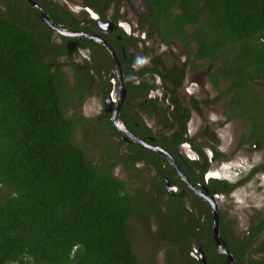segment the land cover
I'll list each match as a JSON object with an SVG mask.
<instances>
[{
    "label": "trees",
    "instance_id": "16d2710c",
    "mask_svg": "<svg viewBox=\"0 0 264 264\" xmlns=\"http://www.w3.org/2000/svg\"><path fill=\"white\" fill-rule=\"evenodd\" d=\"M19 1L0 0L6 6L0 10V264H146L138 260L126 230L134 208L147 203L149 194L143 187L149 181L142 180L139 191L129 194L114 168L123 163L131 178V162L145 159L163 173V159L135 143L127 145V157L108 147L96 154V161L87 156L81 148L83 139L73 137L83 121L66 116L63 109L70 97L89 89L91 71L100 78L103 70L113 67L109 56L103 46L86 38L61 36L55 41L34 9L27 6L21 18ZM36 1L54 24L67 30L91 32L97 27L86 16L66 21L56 4ZM82 1L106 20L111 4L118 0ZM145 3L148 13L143 23L163 36L183 38L185 26L193 25L190 35L198 41L200 54H213L222 46L225 51L226 43L238 44L240 59L253 60L258 72L264 73V0ZM110 16L113 22L118 17ZM77 46L90 48V62L73 60ZM60 57L67 61L71 80L59 65ZM126 76L125 84L130 85L128 72ZM135 133L144 138L139 130ZM82 135L85 140L89 137L85 129ZM173 199L180 197L170 196ZM149 212L159 219L163 237L176 243L182 262L200 264L184 253L182 242L187 245L183 238L188 231L179 220L182 212L169 220L165 214ZM262 214L258 227L264 223ZM204 249L212 252L210 239Z\"/></svg>",
    "mask_w": 264,
    "mask_h": 264
},
{
    "label": "flooded vegetation",
    "instance_id": "af4514ba",
    "mask_svg": "<svg viewBox=\"0 0 264 264\" xmlns=\"http://www.w3.org/2000/svg\"><path fill=\"white\" fill-rule=\"evenodd\" d=\"M32 1L46 12L51 21L50 13L36 0ZM77 1L80 9L75 15L64 4L56 0H46L47 3L56 4L55 10L62 12L66 21L69 19L72 22L79 21L84 16L96 21L97 27L91 28V32L74 31L99 35L112 47L114 55L102 42L85 36L72 37L86 38L103 46L113 66L107 71L103 70L100 78L91 71L89 89L82 95H77L80 98L84 94H90L91 88L96 87L100 109L95 116L85 117L82 114L76 117L81 118L83 122L78 123L74 134L77 133L79 139H83V144H91L96 153L108 147L115 153L127 157L130 153L127 145L135 143L163 159L160 165L163 173H159L151 162L139 159L131 162L129 166L132 168L131 178L123 163L116 165L114 174L116 168L124 173L127 180L123 181L127 183L128 192V185L133 179L139 184L142 180L149 181L145 183L149 185V190H144L143 187L144 192L149 194L147 203L135 207L133 214L146 228L147 221L153 219L161 239L174 247L175 251L172 250L166 255L165 264H184L183 256L173 240L163 237L159 219H156L150 210L165 214L168 220L182 212L179 220L188 231L183 238L188 239V243L185 245L181 242L188 260L200 264H230V256L233 264H264V223L258 227L263 218L264 206L250 216L243 235L237 238L232 235L234 230L230 231L224 224L219 204L226 198H234L238 191L248 188L255 178L254 175L264 176V162L249 166L248 156L241 152L242 149L236 150L233 156L229 157L223 154L225 150H218L220 139L228 135L225 131L228 124L235 126L242 124L244 131L239 136L240 147L254 143L264 144V73L258 72L253 60L240 59L238 44L234 46L226 43L225 51L222 46L214 49L213 54H200L198 41L190 35L195 29L193 25L185 26L183 38L169 33L163 36L160 30L152 29L143 23L148 13L145 0L146 12L138 15L132 28L126 22L117 23L119 6L116 7V3L120 0L111 4L106 20L100 19L99 15L91 7L84 5L82 0ZM19 4L18 14L22 19L25 18L29 6L39 14L41 21L48 27L39 11L28 0H20ZM0 5L3 7L1 11L6 10L5 5L1 3ZM112 13H117L118 16L114 22L111 21ZM57 15L63 18L60 13ZM51 23L61 30L70 31L52 21ZM80 25H83V22L80 21ZM51 30L52 36L58 35L59 42L63 35ZM154 39L157 40L159 47L168 49L176 45L180 48L173 56L175 59L170 66L165 64L156 49L138 47ZM232 47H236V51H231ZM81 50L89 54V58H86L87 60L84 58L82 63L90 62V48L77 46L73 55H77V51ZM115 60L119 64L121 77L116 70ZM131 70L134 74H131ZM126 72L131 79L130 85L125 84L129 80ZM114 92L115 99L111 97ZM214 103L225 111L222 116H217V119L215 117L211 119ZM213 114L216 115V112L213 111ZM114 116L116 124L112 120ZM129 120H132L131 126ZM147 121H154L157 129L153 130ZM200 125L203 133L198 136L190 127L198 128ZM82 129L88 132L89 137L86 140L82 135ZM135 130L143 133L144 138H140ZM128 133L146 145L161 148L168 156L146 145H140ZM199 137L205 138V142L197 144L195 140ZM162 142L167 147L163 146ZM250 147L247 146L246 149L249 151L253 149ZM137 172L142 176L136 178L134 175ZM149 174L151 179L147 177ZM136 191L139 189L129 194ZM170 196H178L180 200L173 199L171 202ZM170 235L174 236L173 233ZM209 239L212 242L211 253L204 249V242ZM220 244L222 250L218 247ZM142 263L154 264L151 261Z\"/></svg>",
    "mask_w": 264,
    "mask_h": 264
},
{
    "label": "rangeland",
    "instance_id": "374dc122",
    "mask_svg": "<svg viewBox=\"0 0 264 264\" xmlns=\"http://www.w3.org/2000/svg\"><path fill=\"white\" fill-rule=\"evenodd\" d=\"M56 1L64 4L66 8L75 15L79 12L80 5L77 0ZM117 6H119V18L117 20V23L119 22L121 24L123 22H126L130 25L131 28L132 26L134 27V23H136L138 15L146 12L144 0H120L116 3V7ZM0 9L3 10V7L1 5ZM52 37L55 41H57L59 38L56 34ZM156 41L157 40L154 39L151 40V42L145 44L140 43L141 46L139 45L138 47H150L156 49V51H158L161 57L164 59L165 64L167 66H170L172 64V61L175 59H173V56L179 52L180 48L176 45H173L168 49L159 47ZM76 54L77 55H73V59L77 63H82L84 58H89V54L85 50H81L80 52L77 51ZM58 62L63 71L71 80V70L67 66V61L65 60V58L60 57ZM112 72H114V70H112ZM91 89L92 91L90 94H84L80 98L77 96L69 98V103L65 105L63 109L66 116L72 117L75 114V117H78L82 116L83 114L85 117H92L97 114L100 109V99L99 95L96 93V87H92ZM109 95H111V93ZM111 97L115 99L116 92H114ZM213 111L216 112V115L213 114ZM211 112V119H213L214 117L215 119H217V116L220 117L225 113L221 106L215 103L213 104ZM147 123H149V126L153 130L157 129V125H155L154 121H147ZM226 128V135H228L227 137H223L222 139H220V149L218 150H225L223 154L226 157H229V155L233 156L236 150L242 149L241 152L248 156L247 162L249 163V166L258 165L264 162V144L254 143L252 145H244L240 147L239 136L241 132L244 131L242 129V124H239L238 126L228 124ZM190 130L198 134V136L203 133L201 132V125L198 128L195 126H191ZM235 135L236 137L234 138ZM74 139L80 142L77 133L74 134ZM195 141L197 144H200L202 142H205V138L199 137ZM247 146H251L253 149H250L249 151L248 149H246ZM81 147L88 157L95 161L97 160V153L92 148L91 144L81 143ZM115 175L119 179L127 180L126 176L119 168L115 169ZM150 176V174L147 175V177L151 179ZM253 177L255 178L252 180L248 188L238 191L235 194L234 198H226L219 203L220 211L222 212L224 217V224L227 225V229H230V231L231 229L234 230L232 235L237 236V238L243 235V231L247 226V221H249L250 216L261 210L264 206V176L261 174H256ZM146 184L144 186V190H149L150 187ZM139 186L140 184L138 183V181L133 179L132 182L128 185L129 193H133L134 190L139 189ZM140 213L141 212H139V214ZM154 223L155 222L153 221V219L147 221L146 226L148 227L146 228L138 221V217L132 214V217L127 226L126 233L129 238L130 245L140 262L151 261L154 264H165L166 255L172 250L175 251V249L161 239V236L157 231V225Z\"/></svg>",
    "mask_w": 264,
    "mask_h": 264
},
{
    "label": "water",
    "instance_id": "95a60500",
    "mask_svg": "<svg viewBox=\"0 0 264 264\" xmlns=\"http://www.w3.org/2000/svg\"><path fill=\"white\" fill-rule=\"evenodd\" d=\"M28 2L35 7L39 13L40 16L42 18V20L48 25L49 28L53 29L56 33L63 35V36H67V37H79V36H85L89 39L95 40V41H99L102 42L103 44H106L105 41L99 36V35H94V34H88V33H84V32H78V31H74V32H70V31H65V30H61L60 28L56 27L55 25H53L51 23V21L49 20L46 12L39 7L36 3H34L32 0H28ZM106 47L108 48V50L111 52L112 55H114V51L112 49L111 46H109L108 44H106ZM115 64H116V70L118 72V75L121 77V70L119 68V64L118 62L115 60ZM121 79H120V85H121ZM113 122L116 124V120H115V116L112 118ZM119 129H121L119 126H117ZM128 135L137 143H139L140 145H146L143 143V141H140L136 136L132 135L131 133H128ZM150 148H153L154 150H157L159 152H161L162 154H164L165 156L167 155V153L162 150L161 148L158 147H151L149 145H146ZM168 156V155H167ZM170 158V157H169ZM215 233V232H214ZM221 247V244L218 246ZM222 250V247L220 248ZM229 263L233 264L231 257L229 256Z\"/></svg>",
    "mask_w": 264,
    "mask_h": 264
}]
</instances>
